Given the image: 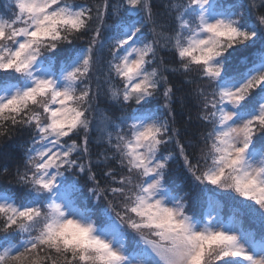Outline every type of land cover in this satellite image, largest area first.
<instances>
[{"label": "snow or ice", "instance_id": "obj_1", "mask_svg": "<svg viewBox=\"0 0 264 264\" xmlns=\"http://www.w3.org/2000/svg\"><path fill=\"white\" fill-rule=\"evenodd\" d=\"M16 136L0 264H264V0H4Z\"/></svg>", "mask_w": 264, "mask_h": 264}, {"label": "trees", "instance_id": "obj_2", "mask_svg": "<svg viewBox=\"0 0 264 264\" xmlns=\"http://www.w3.org/2000/svg\"><path fill=\"white\" fill-rule=\"evenodd\" d=\"M162 0H153V3L155 6L159 7ZM4 3V0H0V5ZM173 83H176V78L172 77ZM155 104V101L153 102V105ZM112 114L119 115V111L116 109L111 110ZM193 117L195 116V111L192 112ZM178 120L181 125L184 124L185 116L183 114L178 113ZM194 126L189 125V128L191 129ZM25 137L22 136H16L13 137L11 140H7L5 142H0V170H2V166L4 165H11L14 167L15 162L19 160V158L22 156V149L20 148V145L23 143ZM98 149L94 146L93 147V156L95 157ZM170 179L173 183L177 185L185 184L186 181L184 179L183 173L181 172L178 163H173L172 165V174L170 176ZM8 185V179L0 177V187L7 186Z\"/></svg>", "mask_w": 264, "mask_h": 264}]
</instances>
